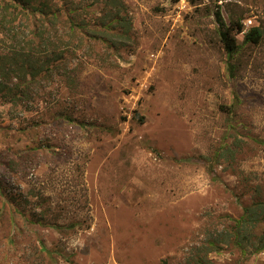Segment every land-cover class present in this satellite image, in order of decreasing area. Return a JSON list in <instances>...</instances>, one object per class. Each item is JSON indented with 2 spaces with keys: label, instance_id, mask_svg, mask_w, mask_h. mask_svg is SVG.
<instances>
[{
  "label": "rangeland",
  "instance_id": "rangeland-1",
  "mask_svg": "<svg viewBox=\"0 0 264 264\" xmlns=\"http://www.w3.org/2000/svg\"><path fill=\"white\" fill-rule=\"evenodd\" d=\"M121 1L118 48L0 97V264H264V0ZM217 10L262 31L234 78Z\"/></svg>",
  "mask_w": 264,
  "mask_h": 264
},
{
  "label": "trees",
  "instance_id": "trees-1",
  "mask_svg": "<svg viewBox=\"0 0 264 264\" xmlns=\"http://www.w3.org/2000/svg\"><path fill=\"white\" fill-rule=\"evenodd\" d=\"M95 7H102L101 14L87 19L85 12ZM126 10L121 0H0V97L19 105L30 100L33 88L49 83L54 76L75 81L68 63L86 43L100 41L118 48V41L130 38L132 23L121 15ZM215 18L234 78L236 69L231 61L240 49L238 35H244L245 44H259L262 31L254 27L246 32L240 20L227 25L219 10ZM255 204L245 209L239 221L246 232L249 225L264 217V203ZM260 244L257 250H264V240ZM210 245L220 249L219 245ZM236 245L241 246V241ZM195 263L208 264L202 259Z\"/></svg>",
  "mask_w": 264,
  "mask_h": 264
}]
</instances>
